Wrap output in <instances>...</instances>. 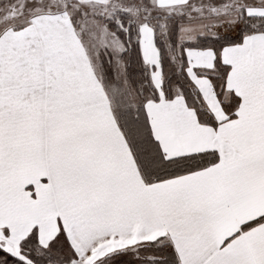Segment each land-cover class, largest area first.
I'll return each mask as SVG.
<instances>
[{
	"label": "snow or ice",
	"instance_id": "6c2138e0",
	"mask_svg": "<svg viewBox=\"0 0 264 264\" xmlns=\"http://www.w3.org/2000/svg\"><path fill=\"white\" fill-rule=\"evenodd\" d=\"M0 264H264V0H0Z\"/></svg>",
	"mask_w": 264,
	"mask_h": 264
}]
</instances>
